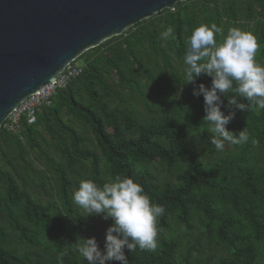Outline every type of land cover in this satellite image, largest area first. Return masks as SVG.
Wrapping results in <instances>:
<instances>
[{"label": "trees", "instance_id": "1", "mask_svg": "<svg viewBox=\"0 0 264 264\" xmlns=\"http://www.w3.org/2000/svg\"><path fill=\"white\" fill-rule=\"evenodd\" d=\"M213 23L252 32L264 65V0L178 1L83 52V72L33 123H2L0 264H58L62 252L63 264H86L74 244L95 237L103 248L111 220L77 216L72 194L81 180L116 176L165 208L157 250H125L129 264H264V110H235L227 128L251 138L218 152L203 97L184 84L186 40ZM167 26L174 41L160 39Z\"/></svg>", "mask_w": 264, "mask_h": 264}, {"label": "clouds", "instance_id": "2", "mask_svg": "<svg viewBox=\"0 0 264 264\" xmlns=\"http://www.w3.org/2000/svg\"><path fill=\"white\" fill-rule=\"evenodd\" d=\"M217 36H223L222 41ZM164 42L175 40V29L167 26L160 33ZM187 50L183 59L184 84H192V95L203 97L202 120L213 134L211 143L218 152L225 144L244 145L250 134L244 128L238 134L227 128L235 116V110H249L251 105L264 110V65L256 59L260 45L250 31L231 28L224 35L216 24H201L186 40ZM211 77L210 86L197 84L202 76ZM222 97L227 98L230 110L222 111ZM243 98L247 103L240 102ZM252 143H256L253 139ZM73 203L81 210L83 218L99 216L111 224L105 231L103 248L95 237H78L74 251L86 264H129L125 250L129 252H155L158 248L159 219L165 208L145 192L143 186L130 177L116 176L102 185L94 180L79 182L72 194ZM62 252L58 264H63Z\"/></svg>", "mask_w": 264, "mask_h": 264}, {"label": "water", "instance_id": "3", "mask_svg": "<svg viewBox=\"0 0 264 264\" xmlns=\"http://www.w3.org/2000/svg\"><path fill=\"white\" fill-rule=\"evenodd\" d=\"M183 0H0V126L86 50Z\"/></svg>", "mask_w": 264, "mask_h": 264}, {"label": "built area", "instance_id": "4", "mask_svg": "<svg viewBox=\"0 0 264 264\" xmlns=\"http://www.w3.org/2000/svg\"><path fill=\"white\" fill-rule=\"evenodd\" d=\"M82 72V65L74 64V61L68 64L53 82L43 86L38 92L30 95L18 106L8 117L10 122L6 124V127L13 129L18 123L21 114H26L27 121L33 123L36 119V111L42 106L49 105L57 90L66 87L73 78L79 76Z\"/></svg>", "mask_w": 264, "mask_h": 264}, {"label": "rangeland", "instance_id": "5", "mask_svg": "<svg viewBox=\"0 0 264 264\" xmlns=\"http://www.w3.org/2000/svg\"><path fill=\"white\" fill-rule=\"evenodd\" d=\"M74 64L82 65V60H81V59H76V60L74 61Z\"/></svg>", "mask_w": 264, "mask_h": 264}]
</instances>
